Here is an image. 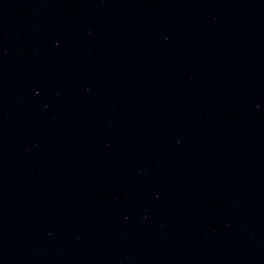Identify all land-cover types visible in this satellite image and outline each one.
Listing matches in <instances>:
<instances>
[{"label":"water","instance_id":"1","mask_svg":"<svg viewBox=\"0 0 264 264\" xmlns=\"http://www.w3.org/2000/svg\"><path fill=\"white\" fill-rule=\"evenodd\" d=\"M0 201L101 264H264V0H0Z\"/></svg>","mask_w":264,"mask_h":264}]
</instances>
